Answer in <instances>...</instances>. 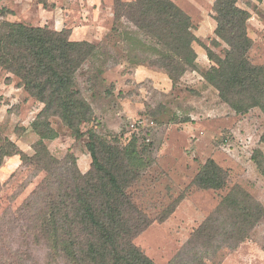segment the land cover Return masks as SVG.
<instances>
[{
    "label": "trees",
    "instance_id": "trees-1",
    "mask_svg": "<svg viewBox=\"0 0 264 264\" xmlns=\"http://www.w3.org/2000/svg\"><path fill=\"white\" fill-rule=\"evenodd\" d=\"M236 2L214 1V34L227 49L220 57L203 47L213 64L204 80L236 114L258 109L264 115V66L248 58L252 44L246 32L249 15ZM4 13L0 9V18ZM113 25L112 31L125 42L131 64L145 62L158 68L174 84L196 70L193 44L198 39L191 32V18L173 0H114ZM217 39L212 44L218 45ZM97 53V45L70 40L66 29L55 31L0 19V68L17 78L18 86L42 105L30 124L38 137L32 156L2 139L0 131V144L4 143L0 145V167L3 157L18 155L34 176L45 173L16 211L6 209L0 216V264H8L12 252L15 257H30L35 250L45 252V264H155L133 243L154 221L128 192L153 164L148 147L140 148L135 140L121 146L89 129L90 169L81 173L72 155L59 160L45 144L57 137L49 122L52 117L76 139L83 136L81 126L94 121L77 77ZM259 155L254 156L258 164L263 162ZM226 184L225 172L212 160L201 166L192 182L199 190L214 191ZM181 199L155 221L163 222ZM263 217L264 209L257 201L232 189L167 264H214L223 251L244 242ZM23 248L24 254L19 252Z\"/></svg>",
    "mask_w": 264,
    "mask_h": 264
},
{
    "label": "rangeland",
    "instance_id": "rangeland-1",
    "mask_svg": "<svg viewBox=\"0 0 264 264\" xmlns=\"http://www.w3.org/2000/svg\"><path fill=\"white\" fill-rule=\"evenodd\" d=\"M214 1L173 0L191 18V32L198 39L193 44L196 70L174 84L158 68L145 62L130 63L125 42L112 31L114 0H0V9H5L2 20L55 31L66 29L70 40L98 46L96 58L77 77L94 121L82 125L83 136L76 139L52 117L49 122L57 137L45 144L59 160L72 155L81 173L90 169L89 129L121 146L135 140L140 148L148 147L153 164L128 192L134 204L154 221L133 243L155 264H167L232 189L249 194L264 209V115L258 109L236 114L204 80L213 64L203 47L220 57L227 49L214 34ZM236 6L249 15L246 32L252 44L248 58L252 64L264 66V0H237ZM215 39L218 45L212 44ZM41 108L18 86L17 78L0 68L2 139L27 156H32V146L38 140L30 124ZM257 152L263 161L260 164L254 160ZM207 160L225 172L223 189L199 190L192 185ZM1 164L0 216L6 209L16 211L45 176L44 172L34 176L18 155L3 157ZM179 198L163 222L155 221ZM19 252L24 254V248ZM12 253V259L4 256L8 264H45L42 250H35L30 257ZM214 264H264V217L244 242L223 251Z\"/></svg>",
    "mask_w": 264,
    "mask_h": 264
}]
</instances>
